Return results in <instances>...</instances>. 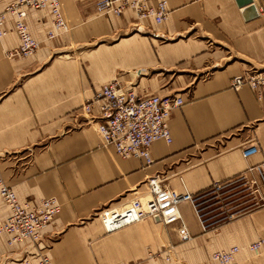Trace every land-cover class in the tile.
I'll use <instances>...</instances> for the list:
<instances>
[{
	"label": "crops",
	"instance_id": "1",
	"mask_svg": "<svg viewBox=\"0 0 264 264\" xmlns=\"http://www.w3.org/2000/svg\"><path fill=\"white\" fill-rule=\"evenodd\" d=\"M16 0H0V12ZM160 0H151L155 5ZM157 24L124 14L98 15L96 0H60L70 31L47 40L49 9L29 10L30 33L41 43L30 58L8 57L20 41L8 16L0 38V179L30 206L54 198L56 220L37 243L0 235V264H218L212 256L242 248L238 264H264L248 250L264 242V207L207 225L187 202L179 224L151 218L106 233L99 214L169 189L195 198L216 184L245 177L264 163V103L231 79L264 67V0H167ZM117 80L137 95L179 96L184 106L169 122L173 142H156L153 163L119 157L80 109L104 84ZM252 144L258 153L244 158ZM0 198V226L9 217ZM203 221V224H202ZM153 256V257H152ZM166 258L170 260L167 261Z\"/></svg>",
	"mask_w": 264,
	"mask_h": 264
},
{
	"label": "built area",
	"instance_id": "2",
	"mask_svg": "<svg viewBox=\"0 0 264 264\" xmlns=\"http://www.w3.org/2000/svg\"><path fill=\"white\" fill-rule=\"evenodd\" d=\"M151 0H96L95 7L98 15L114 14L120 16L127 9H132L139 19L153 18L157 24L166 22L170 15L167 0H160L155 5ZM49 9L52 22L47 33L48 41H55L70 31L65 20L60 0H16L9 3L0 12V38L8 35V16L12 17L13 30L17 34L20 46L8 53V57L30 58L34 56L41 43L34 39L27 23L29 10ZM230 87L240 90L249 87L259 103H264V67L251 68L231 79ZM185 104L182 97L159 95H137L123 90L117 80L110 81L95 91L93 99L80 110L90 118L88 123H96L104 138L106 146L112 147L116 154L123 158L144 160L148 165L153 163L151 149L158 141L167 144L173 142L169 122L175 111ZM258 153L255 144L243 150L244 158ZM257 175V179L247 183L250 191V201L254 204L251 209L264 207V163L250 169ZM245 177L222 184H216L212 190L220 191L236 182H242ZM243 183V182H242ZM243 185H245L243 183ZM246 186V185H245ZM0 198L9 208L7 221L0 226V235L11 236L10 243L31 241L37 243L41 239L42 231L52 224L60 211V205L54 198L42 199L37 205L30 206L22 203L13 189L6 186L0 179ZM191 203L198 216L196 198L190 193L179 194L165 189L147 198H140L121 207H106L99 214L106 233L111 234L144 219L158 220L165 225L179 224V236L182 241L191 238L186 226L180 205ZM249 209V210H251ZM240 215V214H239ZM239 215H229L225 220H232ZM203 224V221H202ZM204 225V224H203ZM264 245L258 241L249 245L250 252L259 254ZM242 248L234 246L229 250L220 251L212 256L218 264H238V255ZM153 257V256H152ZM169 261V258H166ZM26 264H29L27 262ZM39 264H54L47 254L39 255Z\"/></svg>",
	"mask_w": 264,
	"mask_h": 264
},
{
	"label": "rangeland",
	"instance_id": "3",
	"mask_svg": "<svg viewBox=\"0 0 264 264\" xmlns=\"http://www.w3.org/2000/svg\"><path fill=\"white\" fill-rule=\"evenodd\" d=\"M250 191L242 182L233 183L220 191H209L196 197V204L207 225L219 224L229 215H239L253 208ZM253 206V207H252Z\"/></svg>",
	"mask_w": 264,
	"mask_h": 264
},
{
	"label": "water",
	"instance_id": "4",
	"mask_svg": "<svg viewBox=\"0 0 264 264\" xmlns=\"http://www.w3.org/2000/svg\"><path fill=\"white\" fill-rule=\"evenodd\" d=\"M253 0H238L239 4L241 5H247L252 3Z\"/></svg>",
	"mask_w": 264,
	"mask_h": 264
},
{
	"label": "trees",
	"instance_id": "5",
	"mask_svg": "<svg viewBox=\"0 0 264 264\" xmlns=\"http://www.w3.org/2000/svg\"><path fill=\"white\" fill-rule=\"evenodd\" d=\"M210 191H212V190H210Z\"/></svg>",
	"mask_w": 264,
	"mask_h": 264
}]
</instances>
